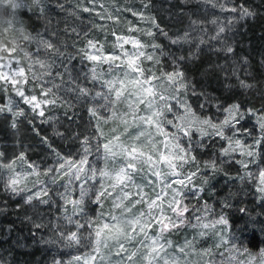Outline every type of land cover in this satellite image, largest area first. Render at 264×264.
Returning <instances> with one entry per match:
<instances>
[{
    "label": "rangeland",
    "instance_id": "obj_1",
    "mask_svg": "<svg viewBox=\"0 0 264 264\" xmlns=\"http://www.w3.org/2000/svg\"><path fill=\"white\" fill-rule=\"evenodd\" d=\"M177 1L182 2L183 0ZM189 2H192L193 6L197 3L202 7L201 14H198L196 9L190 10L186 14V18L182 19V24L179 20L180 17L176 16L174 23L177 24V27L173 31H167L162 22L158 21L154 6L148 0H39V2H36V0H23L25 7L15 13L13 18L15 27L16 29L22 28L23 32L10 30L9 37L15 36L22 40L23 35L31 34L38 39L50 40L58 49V53L46 50L43 47L39 49L38 58L53 64L51 75H47L48 70L41 68L39 64H33L32 70L28 71L30 61L24 58L22 53H17L21 57L20 66L25 68L27 76L26 83L21 79V90L25 92L26 96L35 95L37 102L47 99L49 101L54 100L55 103H42L41 108L44 111V116L41 117L37 112H33L29 104L24 103L11 84H6L0 80V107L5 108V111L0 112V152L6 154L7 159L4 162L15 159L21 153L24 154L23 160H16L14 172L12 169H0V184L8 188L9 178L15 175V178L19 181L18 187L24 189L22 195L25 198L29 194L47 188L48 196L42 195L41 198H50L51 202L48 205L53 206L57 212V219L54 221L53 226H58L60 231L65 233L77 231L74 223H68L67 216H71L74 221L79 220L81 223H85L86 220L92 221L91 228L86 224L85 228L79 230V234H82L84 238L81 244L72 243L69 245L64 241H60L57 234L52 238H45V234H43L40 237L41 244L39 243L43 260L38 264H53L54 260H60L63 264H69V261H71V264H129L127 257L121 261L120 257L124 255V252L119 250L116 240L109 238L112 235L109 229H105L101 234V242L98 246L99 253L96 251L97 245L95 244V230L102 227L105 222L113 223L109 213L119 215V210L113 208V197L121 194L122 185H117L115 189H112L109 185L116 183L115 180L109 177H101L98 172L94 179L89 180L84 185L90 189L89 196L91 199L85 198L84 214L80 215L73 214L71 203H67V211H65V200L62 199V194L68 200L79 198L80 184L86 174L90 175L89 166L98 170L104 169L109 172L111 177H114L115 173L127 162V154H120L121 145L125 148L135 145L138 151L145 153L144 160H147L148 156L152 157L151 161L138 164V168L142 170L135 173L133 180L135 185L143 188L146 197L155 198L156 194H162L166 215H172L170 211H167V201L173 195L172 188H180L181 191L186 193L182 200L184 204L189 206V212L196 208L193 205L196 200L202 199L203 205L205 202H209L208 205L213 209V213L207 214L202 223L212 221L221 212L229 220L228 226L216 225L214 228L209 229L194 228L191 226L197 223L194 216H203L204 214L193 212L188 215L186 213L185 216L190 223L164 233V240L172 242V246L166 248L169 256L175 255L179 264H264V247L257 251L246 248L241 243L240 235L231 228L227 208L222 207V202L226 197L221 196V198L216 199V196L218 194L223 195L232 183V187L236 189V192H238V189L241 190L239 192L242 193L244 199L249 197V200H264L261 199V194L256 191L259 184V172L264 169V152L259 157L249 158L240 155L237 151L232 154V162L223 165L224 171L215 173L210 170L205 171L203 163L218 157L220 149L227 146L226 141L216 137L208 142L209 147L197 150L196 156L201 164V173L193 179L192 184L186 188H182L177 184H173L171 188H165V182L174 180L176 177L170 175L172 170L167 166V162L161 159L162 156L168 155L163 143L164 137L157 134L155 128L149 129L146 125H142V122L138 119L133 120L132 115L124 116V119L128 121L127 125L119 118L104 119L110 117L113 110L123 116L124 113L129 111L128 103H135L137 100L135 95L129 96V93H134L138 87L129 83L130 80L136 78V74L131 73V70L126 68L130 58L134 59L143 68L151 69L159 76L161 71L171 72L173 70V57L184 56L186 59L180 62L181 69L186 79L195 87L197 93H200L199 85L196 84L197 78L192 72H194L195 62L198 60L201 51L208 49L214 56L220 54L222 59L230 60L231 63L237 62L238 53L235 50L238 49L236 48L235 37L239 30L243 29V27L240 28L243 22L236 21L231 26L232 30L226 33L229 43L234 48V53L228 54L221 50L222 45L219 41L211 38L216 34L218 24H227L228 19L235 14L222 12L206 0H191ZM145 3H148L147 8L144 7ZM233 3H236L235 0H233ZM52 4L63 6L66 12L61 21L54 23L56 26L55 31L46 34L44 30L39 28L36 30L28 26L26 17L43 16L46 9ZM85 8H88L89 11H84ZM133 12L142 13L143 15H133ZM151 18H155L156 24L167 33V36L160 34V31L153 26ZM2 20L3 15L0 13V34L3 33L5 27ZM193 20L198 23L193 25L191 23ZM213 20H217L218 23L213 24ZM149 31L154 35H148ZM185 32L190 33V42L171 43V40L183 36ZM200 39H203L205 43L199 44ZM89 40L94 42L95 47L88 45ZM133 40L140 41L143 47L134 46ZM152 44L160 45V49H154L151 47ZM22 47L30 53H36L37 50V45L34 42L31 44L22 43ZM161 50L164 53L163 55H161ZM140 51H143L146 55L152 54L154 59H158L160 62L158 64L154 63V61L147 60L144 56L137 58L135 54ZM85 53L87 55H98L100 59L98 61L89 60L86 58ZM0 55L6 54L0 53ZM113 56L118 57V59L112 60ZM35 58L34 56L33 59ZM12 67L16 68L17 65L13 64ZM238 67L240 68L235 70V75L230 74L229 80L231 83H237V76L246 81H250L254 77L253 68L248 61L247 65L242 62ZM65 68L68 69L67 72ZM93 68L96 71V80L92 79ZM4 71H7V69H4ZM125 71L130 72L127 78L124 76ZM57 73L61 75H57ZM34 74L38 79H33ZM108 80H124L126 85L125 96H129L127 101H123L122 98L123 102L117 103L115 109L106 107L108 101L103 97V94L108 92V88L103 86L104 81ZM77 85L88 88L90 91L89 96L83 97L74 91L73 89ZM115 87H119V84L116 83ZM42 88L45 90L51 89V91L48 92L47 96H44ZM97 92L102 93V95L96 96ZM112 96L114 97V93H112ZM181 97L186 99L187 103L201 116H210L220 120L224 118L225 114L218 112L215 106V102L223 104L217 97L212 99V104L203 109L200 108V104L205 101L204 96L192 95L190 91L187 97H183V94H181ZM234 102H238V100L226 102L223 106ZM172 103L175 105V101ZM8 107H11L13 112L17 109H23L24 115L14 117L13 112L7 111ZM241 107L242 109L254 108L258 112H264V105L257 107L241 105ZM89 108H95L97 116H92ZM175 111L180 113L182 109L176 107ZM146 114L150 113L146 111L145 104H138L136 115L143 116ZM168 118H172L171 114H168ZM13 119L17 120V129H13L11 126ZM60 127L69 131V136L63 146L60 145L59 139H64L63 135L65 134L63 130H59ZM237 127L249 129L253 132V135L258 134V125L254 116L245 115V118ZM39 129L45 131L42 133ZM125 129L127 130L125 131ZM141 130H148L153 133L152 140L155 142V146L150 144L146 137H140L139 140L135 139L137 132ZM170 130L174 131V129ZM114 136H119V140L113 139ZM85 137L89 139L87 145L83 143ZM239 138L245 144L253 142L252 137H248L243 132L239 134ZM109 140L112 141L111 146L118 154L114 158L111 154H108V159L105 160L102 145ZM97 144L101 145L99 152L96 150ZM85 147L89 149L88 164L85 165L84 173H81V180H72L69 183V176L49 171V169H59V164L65 161L78 163L84 155ZM261 147L264 149V145ZM224 159L228 160L229 158L225 157ZM235 160H254V162H250L248 168L243 169L240 164L235 163ZM152 170L159 171L161 178L152 175ZM195 170V165L192 164H186L182 169H177L181 177ZM63 171H67V165ZM246 172L252 173V176H245V179L241 181L238 177L245 175ZM216 175H222V177L214 182L213 177ZM205 176L208 178L207 183L204 182ZM54 177L55 182H53ZM101 182L108 191L112 192V196L103 198L101 204L97 205L92 202L95 199L92 193L100 190ZM201 187L203 191L194 196L193 191ZM124 190L133 193L136 191L132 186ZM137 198L133 196L124 201L126 205L131 207V211L126 213L127 216L138 215L140 211L147 213V204H136L132 207V200ZM36 202L39 201L34 200L32 203ZM158 203L160 202L158 201ZM153 214L159 215L158 210L153 209ZM97 217L100 218L97 219ZM53 226L50 232L55 231ZM146 231L149 237L147 240L144 239L142 233H131L134 238L128 240L121 237L119 242L124 243L128 252L136 253V256L132 257L131 264H164L162 259L154 260L148 255L150 251L148 247L141 246V241L144 244L151 243L150 238L157 235L160 231L159 226L152 224L146 228ZM90 232L92 234L91 242L89 241ZM201 232H205L206 235H200ZM221 236H223L224 241L229 242L222 243ZM44 241L56 242L45 243ZM186 242H190L188 246H185ZM105 243L108 247H104ZM180 247H184V253L178 251ZM9 250V248L3 249L0 247V264H20L13 259V255ZM118 251H120V255L116 254ZM93 256L96 258L93 259ZM100 256H103L104 259L101 260ZM73 257H80V259L74 260ZM169 264H171V261H169Z\"/></svg>",
    "mask_w": 264,
    "mask_h": 264
},
{
    "label": "snow or ice",
    "instance_id": "obj_2",
    "mask_svg": "<svg viewBox=\"0 0 264 264\" xmlns=\"http://www.w3.org/2000/svg\"><path fill=\"white\" fill-rule=\"evenodd\" d=\"M39 2V0H36ZM206 2L211 3L213 7H218L222 12H230L235 14L230 19H228L227 24H218V30L211 39L219 41L222 45L223 51L228 54L234 53V48L229 43V38L226 35L227 32L232 30V25L241 19H247L254 17L256 13L249 9L244 4L233 3V0H206ZM25 7L23 0H0V13L3 15L2 23L5 25L3 28V33L0 34V53H5L6 55H0V80L4 81L6 84H11L17 95L24 101V103L29 104L32 107L33 112H37V114L41 117L44 116V111L41 108V104L55 103L54 100L49 101L47 99L37 102V97L35 95L26 96L25 92L21 90L20 84L21 79L23 82H27L26 70L24 67L20 66L21 57L17 55V53H22L24 58H27L30 61L28 71L32 70L33 64H39L41 68H46L47 75H51V69L53 67L52 63H48L44 60H40L38 58V53L40 47L45 48L46 50H51L53 52L58 53V49L55 48V45L50 40L38 39L36 36L31 34H26L22 36V40L19 37H9L8 33L10 30L23 32V29H16L14 24V16L17 10ZM144 7H148V3L144 4ZM42 11V10H41ZM84 11H89L88 8H85ZM133 15H143L142 13L133 12ZM153 26L156 27L160 34L167 36V33L164 32L163 29L160 28L158 24L155 22V18H151ZM193 25H196L198 22L193 20L191 22ZM213 24H217V20L212 21ZM148 35H154L151 31L147 33ZM181 41L190 42V33L185 32L183 36L177 37L176 39L171 40L172 44H179ZM36 43L37 50L36 53H30L26 51L22 47V43ZM134 46L143 47L140 44V41L133 40ZM205 41L203 39L199 40V44H203ZM197 45V47L199 46ZM88 45L91 47H95L94 42L92 40L88 41ZM151 47L154 49H160V45L152 44ZM163 51L161 50V55H163ZM137 58L140 56H144L147 60L154 61V63H159L158 59H154L152 54H145L143 51L135 54ZM36 57L33 59V57ZM87 59L92 61H98L100 56L98 55H87L85 53ZM118 57L113 56L112 60H116ZM186 58L184 56L173 57L172 65L173 70L171 72L161 71L160 75L157 76L151 69H145L141 65L137 64L134 59H129L126 65L127 69L131 70V73L136 74V78L130 80L129 83H132L136 88L134 93H129V96L135 95L137 100L135 103H128L129 111L124 113L121 116L115 110L112 111L110 117H105L104 119L110 118H119L122 122L127 125L128 121L124 119V116L132 115L133 120L138 119L142 122V125H146L149 129L155 128V132L164 137V147L168 151L167 156H162L161 159L167 162V166L172 170L170 175L176 177V179L165 182V188H171L173 184L180 185L182 188H186L188 185L192 184L193 179L201 173V164L197 160L196 152L197 150L206 149L209 147V141L214 140L216 137L219 139L226 141L227 146L222 147L219 151V156L205 161L203 163V169L205 171L210 170L215 173L217 171H224L223 165L232 162V154L239 151L240 155L247 156L249 158H255L261 156L264 149H262V145H264V112H258L254 108L242 109L241 104L239 102H234L230 105L223 106L219 102H215V106L218 112L224 113V118L214 119L210 116H201L199 115L190 104L187 103L186 99L181 97H187L189 92L191 91L192 95H200L205 97V101L200 104V108L203 109L209 104H212V98L206 96L205 93L200 92L197 93L195 87L191 85V83L186 79L184 72L181 69L180 62L184 61ZM243 64L247 65V57L243 58ZM16 64L17 67L13 68L12 65ZM111 67V65H110ZM117 67H119L117 65ZM7 69V71H4ZM67 72L68 69L65 68ZM147 73V74H146ZM235 70L233 71V75H235ZM57 75H61L57 73ZM130 75V72L125 71L124 76L127 78ZM97 75L96 71L92 69V79L96 80ZM33 79H38V77L34 74ZM118 83L119 87H115V84ZM105 87L108 88V92L103 94L105 100L108 101L106 107L115 109V106L119 102L127 101L129 96H125L126 85L124 80L117 81H104ZM232 87L240 88V89H250L253 87V84L248 83L244 79H240L237 76V83L235 85H225V88L231 89ZM74 91L78 92L80 96L88 97L90 91L86 87H80L77 85ZM51 89H43L42 94L47 96L48 92ZM114 93V97L112 96ZM102 93L97 92L96 96H101ZM123 98V101H122ZM175 101V105L172 103ZM143 103L146 106V111L150 114H146L143 116L136 115V108L138 104ZM179 107L182 109L180 113L175 111V108ZM39 110V111H37ZM5 111L4 107H0V112ZM7 111L13 112L11 107L7 108ZM89 112L92 116H97V110L95 108H89ZM168 114H171L172 118H168ZM23 109H17L13 112V116H23ZM245 115L256 117V124L258 125V134L253 135V132L249 129H244L237 127L240 125L241 121L245 118ZM12 128L17 129V120L13 119ZM170 129H174L171 131ZM99 131V129H97ZM127 129H125L126 131ZM243 132L248 137H252L251 144H245L239 138V134ZM198 134V135H197ZM153 133L148 130L138 131L135 139L139 140L140 137H146L148 142L155 146V142L152 140ZM113 139L119 140V136H114ZM83 143L87 145L89 143V139L85 137ZM112 141L109 140L107 143L102 145L105 160L108 159V154L114 158L117 156V152L113 149ZM101 145L97 144L96 150L99 152ZM88 153L89 149L85 147L84 155L79 160L78 163H74L72 161H65L64 163L59 164V169H49V171L57 172L58 174H63L65 176H69V183L72 180H81V173L85 171V165L88 164ZM127 154V162L121 167L116 173L114 177H111L109 172L104 169H96L95 167L89 166L90 175H85L82 183L80 184V193L78 199L68 200L66 196L62 194V199L65 200V211H67L66 205L67 203H71L73 205V214L80 215L84 214L85 198L89 196L90 189L86 188L84 185L88 183L89 180L94 179L99 172L101 177H109L110 179H114L116 183L110 184L109 187L115 189L117 185H122L121 194L113 197V208L119 210V215L109 213L110 219L113 223L105 222L102 227L97 228L95 230V244L97 245L96 251L99 253V244L101 242V234L105 229H109L112 232V235L109 237L113 240H116L118 243L119 250L124 252V255L120 257L121 261L127 257L129 264H131L132 257L136 256L135 252H128L125 249V245L120 241V238L123 237L125 239L134 238L131 233L136 234H144V239H149L147 235L146 228L150 227L152 224H156L159 226L160 231L156 236L151 237L150 244H144L141 241V246L148 247L150 251L148 255L151 256L154 260L162 259L164 264H179L178 259L175 255L169 256L166 252L167 247L172 246V242L170 240H164V233L166 231H171L173 229H178L181 226H184L186 223H190L186 213L190 211L189 206L183 203L182 198L186 196V193L181 191L180 188H172V198L167 201V211L172 213L171 216L166 215V209L163 204V196L158 193L155 195V198L146 197L143 188L139 185H135L133 177L136 172L141 171L142 169L138 168V164L146 163L151 161L152 157L148 156L147 160H144L145 153L142 151H138L135 145H132L128 148L120 146V154ZM215 155V154H214ZM225 157L229 158L228 160L224 159ZM6 154L4 152H0V169H12L14 170V165L16 160H23L24 154L21 153L15 159L6 160ZM252 161L245 160H235V163L240 164L243 169L248 168V164ZM186 164L195 165V171H190L188 174L181 177V174L177 169H182ZM67 165V171H63L65 166ZM31 167V165H30ZM227 174V173H225ZM152 175L157 178H161V173L159 171L152 170ZM245 176H252V173L246 172L245 175H240L238 178L243 181ZM207 177L205 176L204 182L207 183ZM55 182V177L53 179ZM18 179L15 178V175L9 178L7 182V187L10 192L14 195H20L24 189L18 187ZM151 183V181H149ZM132 186L136 189L135 193L132 191H125V188ZM203 188H196L193 191V195L195 196L198 192H202ZM256 191L261 194V199H264V169H261L259 172V184L257 185ZM48 196L47 188L42 189L41 191H37L33 194H29L25 198L26 204H32L34 200H38L40 204H49L51 202L49 199H42L41 196ZM92 195L95 196V199L92 201L97 205H100L102 199L105 197H111L112 192L108 191L107 188L104 187L103 182H101L100 190L94 191ZM136 196L137 199L132 200V207L136 204H147L148 211L145 213L144 211H140L138 215L127 216L126 213L131 211V207L124 203L125 200H128L130 197ZM158 201L160 203H158ZM230 203L226 198L222 202L223 208L230 207ZM153 209L158 210L159 215L153 214ZM192 211L194 213L200 212L204 215H195L194 219L197 221L196 224H192V227H201L203 229L214 228L216 225H229V220L227 216L221 212L217 218L213 219L208 223H202V220L206 218L207 214L213 213V209L205 203L200 208H193ZM241 213H245L247 210L244 208L239 209ZM100 217H97L99 219ZM31 219V217H28ZM69 224L74 223L76 225L77 231H72L65 233L60 231L58 226L54 225V230L57 232V235L60 241H64L67 244H81L83 241L82 234H79V230L85 228L86 224L89 228L92 227V221L86 220L85 223H81L79 220H73L71 216L66 217ZM43 224H35L37 229L42 228ZM200 235H206L205 232H201ZM92 234L89 233V241L91 242ZM163 241V242H162ZM45 243H55L56 241H44ZM222 243H228L229 241H224L223 236H221ZM190 242H186L185 246H188ZM104 247H108L105 243ZM235 247V245H233ZM179 252L184 253V247H180L178 249ZM163 253V255H161ZM120 255V251L116 253ZM96 257L93 256V259ZM74 260H79L80 257H73ZM100 259L103 260L104 257L100 256ZM53 264H63L60 260H54ZM71 264V261H69Z\"/></svg>",
    "mask_w": 264,
    "mask_h": 264
},
{
    "label": "trees",
    "instance_id": "obj_3",
    "mask_svg": "<svg viewBox=\"0 0 264 264\" xmlns=\"http://www.w3.org/2000/svg\"><path fill=\"white\" fill-rule=\"evenodd\" d=\"M148 1L154 6L156 18L162 22L167 31H173L177 27V24L174 23L176 16L180 17L181 23L190 10L196 9L198 14L202 12V7L197 3L193 6V3L189 2L191 0H183L182 2H176V0ZM235 2L246 5L256 13L254 17L240 20L243 22L242 25L240 23V28L243 27V29L239 30L235 37L236 48L238 49L235 50L238 53L237 62L231 63L230 60L222 59L220 54L214 56L208 49H205L200 52L192 73L197 78L196 84L199 85L200 92L212 99L217 97L223 103L222 105L232 100H238L242 106H263L264 0H235ZM64 14L66 12L63 6L52 4L46 9L43 16L26 17V22L32 29L37 30L39 28L44 30V33L51 34V31L56 29L54 23L61 21ZM245 57L253 68L252 72L254 71V77L250 81L247 80L248 83L253 84V87L250 89L225 88L226 84H236L230 82V74L240 68L238 66ZM39 130L42 133L45 131ZM59 130H63L67 136L63 135L64 139H59L60 145L63 146L69 136V131L61 127ZM221 177L222 175L213 177L214 182H217ZM239 191L241 190L238 189L236 192L231 183L223 195L218 194L216 199L221 198V196L228 198L231 206L227 208V214L231 221L232 230L240 235L241 243L246 248L257 251L264 247V200H249V197L244 199ZM24 201L25 197L22 193L14 195L8 188L0 184V247L9 248L13 259L20 264H38L43 260L40 252V237L45 234V238H52L57 234L56 231L50 232L54 221L57 219V212L51 205H41L39 202L26 204ZM205 203L209 204V202ZM193 205L200 208L203 205L202 199L196 200ZM241 208L247 211L241 213L239 211ZM192 213L193 211L187 214ZM38 223L44 226L37 229L35 224Z\"/></svg>",
    "mask_w": 264,
    "mask_h": 264
}]
</instances>
